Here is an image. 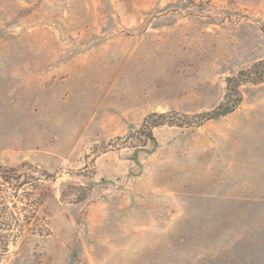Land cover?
<instances>
[{"label": "rangeland", "instance_id": "obj_1", "mask_svg": "<svg viewBox=\"0 0 264 264\" xmlns=\"http://www.w3.org/2000/svg\"><path fill=\"white\" fill-rule=\"evenodd\" d=\"M259 60L264 0H0V166L53 175L0 264H264V80L195 117Z\"/></svg>", "mask_w": 264, "mask_h": 264}, {"label": "trees", "instance_id": "obj_2", "mask_svg": "<svg viewBox=\"0 0 264 264\" xmlns=\"http://www.w3.org/2000/svg\"><path fill=\"white\" fill-rule=\"evenodd\" d=\"M264 80V60L253 63L249 68L240 70L227 81L223 99L214 108L197 114L198 121L214 119L232 112L242 100L239 86L243 83H257ZM186 115L174 111L151 112L147 114L135 134L145 138L152 137V129L157 126L190 125ZM19 166H0V255L8 250L10 242L21 236L23 228L37 229L39 234L47 231L45 217L39 213L43 202V181L52 174L29 167L30 171ZM83 188V186L79 185ZM85 198L82 192L76 200Z\"/></svg>", "mask_w": 264, "mask_h": 264}]
</instances>
